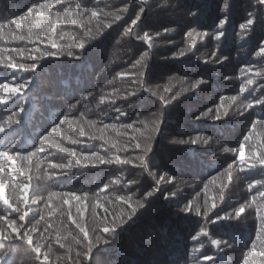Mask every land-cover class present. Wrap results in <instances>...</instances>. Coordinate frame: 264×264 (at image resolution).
Returning <instances> with one entry per match:
<instances>
[{
	"label": "trees",
	"instance_id": "1",
	"mask_svg": "<svg viewBox=\"0 0 264 264\" xmlns=\"http://www.w3.org/2000/svg\"><path fill=\"white\" fill-rule=\"evenodd\" d=\"M44 3L50 6L43 16L28 14L29 8ZM223 5L224 0H0V96L6 99L0 103V127L5 128L0 151L16 157L0 158V216L37 229L31 233L33 245L21 239L0 241V264H83L85 248L77 243L82 234L67 219L69 209L76 216V200L64 205L66 192L83 199V225L90 235L105 226L98 224L104 217L125 223L108 234L109 242L93 249L88 264H201L205 256L213 258L207 264H264V245L257 242L253 248L259 217L264 216V186L248 187L264 181V168L250 169L256 163L250 153L264 150V105L256 103L264 98V5L228 0L221 12ZM66 9L74 15L50 28L57 13ZM137 15L140 19L133 25ZM224 16L227 23L220 25L218 19ZM18 17L25 21L10 23ZM145 32L152 38L149 43L142 39ZM81 39L88 43L82 51L76 47ZM32 49L55 55L43 57ZM69 50L75 55L68 56ZM181 50L183 56L173 57ZM9 60L38 65L35 70H13ZM145 69L149 91L140 87L144 80L123 75ZM25 81L28 86L19 95L2 87ZM197 81L201 83L191 89ZM131 92L136 95L129 97ZM158 117L160 137H154L149 159L143 162L157 175L148 176L139 160L117 162L116 156L121 161L139 156L140 150L130 146L137 142L132 137L140 136L143 143L147 135L123 126L151 127ZM55 127L60 131L52 132ZM44 135H49L47 142L41 140ZM191 139L197 143H187ZM241 142L243 161L238 159ZM29 152L33 156L22 159ZM93 153L105 162L83 160ZM69 163L63 170L53 167ZM161 176L166 179L155 184ZM22 184L29 185L26 205L19 203L24 193L17 185ZM149 191L153 196L145 201ZM51 192L59 195L49 201ZM136 201L145 206L137 207ZM49 206L56 209L51 216ZM240 206L245 212L237 216ZM206 208L211 209L207 216ZM0 228L6 225L0 223ZM36 246L40 253L32 251Z\"/></svg>",
	"mask_w": 264,
	"mask_h": 264
},
{
	"label": "snow or ice",
	"instance_id": "2",
	"mask_svg": "<svg viewBox=\"0 0 264 264\" xmlns=\"http://www.w3.org/2000/svg\"><path fill=\"white\" fill-rule=\"evenodd\" d=\"M259 4L264 5V0H258ZM227 4H228V0H224V5L222 8H220V11L223 12L225 11V9L227 8ZM50 5L48 3H44V4H37L34 5L33 7L28 9V14H31L33 12H36L37 15L39 16H43L45 14L44 10L47 9ZM144 10L141 9V12H143ZM27 15V14H26ZM74 15V13L70 10H65L63 13H57V18L55 20H53L51 22L50 28H54L55 24L58 23L60 21L61 18L65 19V22H67V18H70ZM97 13L96 12H92V16H96ZM190 15H195V11L190 12ZM117 20L120 19L119 16L116 17ZM140 19V15H137L136 19L132 20V24L135 25L138 23ZM25 21V17H18L15 21H12L10 23H15L16 25H20L21 23H23ZM73 24L77 23L76 20H72L71 21ZM218 23L220 25H225L227 23V17L224 16V18H219L218 19ZM253 23V20H248V24L251 25ZM3 25H0V28H2ZM25 27H27V24L25 23ZM217 31H220L219 29H217ZM32 35V31L31 29H29V36ZM159 35V34H157ZM220 36H223V31H220ZM15 39H24V37L22 36H17L14 37ZM140 37H138L139 39ZM142 39L145 41V43H149L150 40L152 39L151 36L149 35V33L145 32L144 36L142 37ZM87 41L86 40H78L76 42V47H78L81 51L82 49L85 47V45H87ZM52 48H58V45L55 42H52L51 44ZM16 52H18L21 56L24 55V51L21 49H16ZM33 52H40V55L43 57H49V56H54L55 53L54 52H49V51H42L40 49H32ZM260 53L264 54V41L261 42L260 45ZM67 55L72 57L75 55V53L72 50H69L67 52ZM81 55V52H80ZM80 55L76 56L75 58H80ZM184 55V51L181 50L178 53H175L173 55V57L179 58L181 56ZM37 59H39L37 57ZM4 63V58L0 57V65H2ZM140 62L137 61V64H139ZM38 63L37 62H31V63H15L11 60L8 61L7 66L13 70L15 69H23V70H35L37 67ZM147 69V68H146ZM146 69L139 72V73H124L123 75L125 76H131L133 79L139 77L140 79L144 80V83L140 84V87L144 90V91H149L148 88H146L144 85L147 83V79L145 78V73H146ZM227 79V77H226ZM29 81H25L24 83H16L14 85L11 84H5L2 85V87H7L10 90L11 94H22L24 92V90L27 88ZM200 81H197L196 83H193L190 87L191 89H196L197 85L200 84ZM249 84H252L253 81L249 80L248 81ZM184 91L187 93L189 92V89H184ZM241 91H243V89H241ZM136 95V92H131L129 93V97H132ZM152 95H156L155 92L152 93ZM179 93H177V96H174L172 98L173 101H176L177 98L179 97ZM221 100H223V97H221ZM6 99L3 96H0V103H5ZM164 103L171 105V103L164 98ZM257 104L264 105V98L259 99L256 101ZM249 107H251V104L249 105ZM262 110H264V108H261ZM23 111V107H21L17 112L14 113L15 116H19V114ZM116 111L120 114V116H124L126 115V113L122 112L120 109H116ZM19 120L16 121V123H18ZM71 123V121H70ZM105 128L108 127H115V125H105ZM125 129H131L133 132H137V133H141V135H143L144 133H147L146 138L143 140V143L139 142L140 141V136H133L132 139L137 141L134 144H131L130 146L134 149H139L141 154L135 158H130V157H125L123 159V161H121V158L119 156L115 157V160L117 162H122L124 164H132L133 163V159L135 160H139L142 162V168L144 169V171H147L148 176L150 177H154L155 175H157V173H153L152 171H150L148 169V165L146 163H143L145 160L148 161L149 159V153L152 151L153 145H152V140L154 139V137L157 136V134L161 131V124L159 123V117L152 121L151 127H149L147 124H145L144 128H135L133 124H127L123 126ZM253 127H255V125H253ZM5 128L4 127H0V131H3ZM60 131L59 127H55L52 129V132H58ZM83 129H81V135H83ZM103 139V136L101 137ZM41 140L44 142H47L49 140V135H44L41 137ZM249 140V136L245 135L244 136V141H248ZM73 143H75V141H73ZM184 143V142H181ZM187 143H191V144H196L197 141L196 139H191L190 141H188ZM114 147H116L115 143L113 144ZM56 147H60L59 144H56ZM121 147H125V146H121ZM261 149H264V144L260 145ZM64 152L69 153L72 156H76L77 154L72 151L71 149L68 148H64L62 149ZM119 150V149H118ZM38 151H43V148H39ZM224 151H236L235 149H229V148H225ZM19 154L17 153V156ZM245 146L244 143L241 142L240 147H239V156L238 159H240L241 161H243L245 159ZM250 155L253 157V159L256 161V163H253L250 166V169L252 168H256L257 166H261V168H264V150H260L258 152L253 151L250 153ZM33 156L32 152H29L27 154V156H24L22 159L24 160H28L29 158H31ZM3 157H8V159L10 160H15L16 157L14 156H10L9 153L7 151H0V158ZM83 160L85 162H95L96 160L100 161V162H105L103 157H99L97 156L96 153L92 154V157H88L85 156L83 157ZM80 159H77V163H80ZM54 168H61L62 170L65 168H70L71 164L69 163L68 165H53ZM232 167V165L230 164L228 166V168L230 169ZM4 167L3 164L0 163V172H3ZM21 171H23V169L21 168ZM227 171V169H226ZM166 177L161 176L159 180H155V184H160L162 180H165ZM216 178L213 177V181ZM169 182H174V178H169ZM255 184H259L264 186V181H254L253 183L249 184L248 187L249 189H253ZM17 187H19L21 189V191L24 193V195H21L19 197V203L21 205H26L27 204V194L29 192V185L28 184H22V185H17ZM207 187V186H206ZM59 195L56 192H51L48 196V200L51 201L53 197ZM87 195V194H85ZM173 195H175V193H173ZM153 196V192L149 191L146 193L145 196V201H147V198L152 197ZM260 196L262 198H264V192L260 193ZM63 197H67L63 199V204L64 205H68L70 203L71 199L76 200V205H75V212H76V216H73L71 213V209L68 210L67 213V219L72 221L73 224H75V227L77 229H79V233L82 234V237H80L77 240V243L81 244L84 246L85 251L83 253V256L86 257V260L83 262V264H88V261L90 259V254L92 253L93 249H95L97 246H99L102 243H107L110 241L108 237V234H112L114 232V230L118 227V226H122L124 225V221L122 219H120L119 217L117 219H114L112 221H108L107 217H104L103 219H101L100 221H98V224H104L105 226L102 229H97L96 232L92 233L91 235L89 234L88 230L86 229V227L83 225V217L85 215V211H84V201L83 199H81V197L77 196L75 192H71V193H63ZM168 198V197H166ZM127 202V201H125ZM4 203L9 207L12 208L13 205L7 200H4ZM136 205L139 208H142L145 206V203H142L141 201H136ZM99 205H96V207H98ZM213 207H215V205H213ZM210 208H206L205 210V216H207L208 211H210ZM16 211H19V207H17ZM56 209L54 207L49 206V211H48V215L51 216L53 212H55ZM184 211L187 212L189 211V208L187 206H185ZM197 212H199V210H197ZM245 212V208L244 206H240L237 209H235V213L237 216L243 214ZM61 215H64V210L61 208ZM227 217L225 216H216L215 220H220V219H226ZM19 219L21 221L25 220V215H20ZM41 219H44L43 216H41ZM215 220L213 222H215ZM0 223L5 224L6 228H0V241H7V240H11V239H21L23 241H25L28 245H33L34 241L32 238L31 233L32 232H36V226L33 225L30 229H27V225H17L15 221L13 220H5L4 217L0 216ZM37 223H39V221H37ZM111 224L112 227L107 226L108 224ZM22 233V235H21ZM199 235V233L197 234ZM94 237V239H93ZM74 240H76V237H73ZM192 239L195 241L197 239L196 236H193ZM257 242H259L260 244L264 245V216H260L259 217V225L257 228V239L253 240V248H255ZM211 243L217 247H219L221 245V242L218 240H212ZM226 243V242H225ZM61 247H63V244L61 245ZM32 251L34 253H40L41 249L39 246L33 247ZM78 255H80V253H78ZM261 255H264V250H262ZM3 258L0 257V260H2ZM44 259L48 260V256L47 254H44ZM213 258L211 257H203L201 264H207V262L211 261ZM78 264H80V262H78Z\"/></svg>",
	"mask_w": 264,
	"mask_h": 264
},
{
	"label": "rangeland",
	"instance_id": "3",
	"mask_svg": "<svg viewBox=\"0 0 264 264\" xmlns=\"http://www.w3.org/2000/svg\"><path fill=\"white\" fill-rule=\"evenodd\" d=\"M156 137H157V139L160 137V132L157 134V136H156Z\"/></svg>",
	"mask_w": 264,
	"mask_h": 264
}]
</instances>
